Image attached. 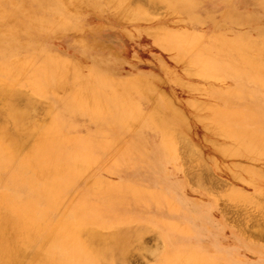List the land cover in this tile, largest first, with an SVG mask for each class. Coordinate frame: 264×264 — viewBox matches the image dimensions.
<instances>
[{
    "label": "rangeland",
    "instance_id": "obj_1",
    "mask_svg": "<svg viewBox=\"0 0 264 264\" xmlns=\"http://www.w3.org/2000/svg\"><path fill=\"white\" fill-rule=\"evenodd\" d=\"M62 1L47 17L62 16L66 25L33 28L28 33L23 30L21 51L14 57L27 61L28 66L13 80L7 71L0 72V82L27 94L35 102L33 110L38 105L31 116L41 128L58 118L67 121V131L77 137L89 134L104 141L109 134L120 139L111 147L105 144V152L95 143L101 146L94 150L102 159L101 166L90 169V177L80 176L65 198L55 205L42 202L37 207L34 202L29 216H15L37 223L34 212L49 217L46 233L28 246L23 264H35L49 247L53 232L67 221V214L93 183L92 176L112 185L142 186L157 202L128 207L126 215L137 220L118 221L111 212L126 208L108 200L109 217L118 224L100 233L108 235L131 225L138 231L129 240L123 258L106 264H162L168 253L171 258L192 259L188 264L194 262L193 257L196 264H264V85L253 84L256 77L264 79V70H255L245 62L249 56L264 65V0H128L127 12L107 0H71L66 9ZM8 8L6 1L0 2V12H8ZM170 35L183 36L184 46L181 39L179 42L182 51L174 44L169 48L163 44ZM236 40L248 48L243 56L234 45ZM8 53L0 55V63ZM53 60L71 66L72 72L79 71L80 80L70 77L64 88L50 80L35 93L30 87L32 72ZM92 70L114 86L105 88L108 94L129 81L141 83L138 97L132 93L127 103L137 120L125 132L98 131L104 126L86 102L72 111L66 108V94L79 92ZM239 91L246 103L238 100ZM0 102L1 108L4 103ZM222 109L235 113L237 131L249 133L245 138L233 137L231 128L224 131L226 126L216 116ZM156 120L182 137L174 161L167 159ZM123 152L125 161L113 170ZM12 167L9 164L1 171L0 191L6 188ZM93 202L97 208L102 200ZM198 207L205 216L193 222ZM95 214L101 219L105 212L100 209ZM163 226L172 229L169 236L163 237ZM2 238L0 229V241Z\"/></svg>",
    "mask_w": 264,
    "mask_h": 264
},
{
    "label": "bare ground",
    "instance_id": "obj_2",
    "mask_svg": "<svg viewBox=\"0 0 264 264\" xmlns=\"http://www.w3.org/2000/svg\"><path fill=\"white\" fill-rule=\"evenodd\" d=\"M4 1H6L9 8L8 12H0V55L4 56L9 51L10 53L0 63V72L7 71L8 76L13 80V78L22 76L24 74V66H28L27 61L18 60V58L14 57L15 54L19 53V50L21 51L19 45L20 33L23 30L27 32L33 28L48 27L53 29L64 26L67 22L64 21L62 16L54 19L47 17V12L51 9L55 10L59 0H0V2ZM46 1L50 2L47 3ZM127 1L107 0V3L116 9L127 12L130 9ZM33 3L39 5L40 8L33 7ZM62 3L63 8L66 9V7H70L71 0H64ZM135 15L137 13L133 14V16ZM129 17L132 18V12ZM182 37L181 35L167 36L163 39V44L168 48L174 44L178 51H182L183 49L179 43ZM181 41V46H184L183 41L185 40L181 39ZM236 41L234 45L243 52V56L247 53L248 48L245 47L243 42ZM245 59H248L245 61L248 66H255V70H264V65L257 58L251 60L247 56ZM70 68L71 66L60 64L57 61H50L47 66L42 65V67L37 69V72H32L30 87L35 93L39 92L44 89V83L46 84L50 80L56 82L55 85L60 88L67 87L70 84V77L73 81L80 80V72L77 70L72 72ZM96 73L94 70L91 71L86 85L80 88L79 92L70 90L66 94L68 103L66 108L72 111L81 102H86L90 106V110L92 109L94 116L104 126V128H98V131L105 134L109 130L113 132L115 129L118 130V133L119 131L125 132L137 120L135 119L136 113L134 110H129L127 103L129 104L132 99V93H135L138 97L141 83L129 81L126 82L128 84L123 83L118 88L115 87L112 90L113 92L108 94L104 91L105 88L110 86L109 88L111 89L114 86L109 85V81L98 77ZM203 73V75L209 74L207 72ZM254 83L264 85V79L256 77L253 81ZM91 86H95L94 89L88 90V87ZM237 98L242 103H246L247 99H245L244 93H240ZM0 101L4 103V106L1 105L3 108H0V123H2L0 125V173L7 169L9 164L13 165L12 170H10V178L7 180V186L0 191V229L3 236L0 241V264H23L22 257L28 246L46 233V220L49 217L48 214L40 215L33 211V221L38 218L39 223H37L24 222L15 216L22 218L29 216L31 209L35 208L32 206L34 202H37V207L42 202L55 205L58 201L65 198L80 176L87 174L90 177L91 172L89 170L101 166L102 159L98 158L94 150L100 149L102 146V152H105L107 150L104 148L105 144H109L111 147L120 138L115 139L116 136H110L109 134H106L104 141L95 140V137L89 134L85 137H77L67 131L68 126L65 125L67 121L63 120L61 122L58 118L45 126V128H41L34 122L32 118L34 116H31L35 109L38 108V105L33 110L35 102L29 100L27 94L13 90L9 84L1 82ZM69 111H67L68 114H70ZM234 114L233 111L230 112L225 109L219 112L216 111V116L226 126L225 132L231 128L230 134L233 137L245 138L249 133L245 129L237 131L238 121ZM1 117H4V119ZM255 120H252V122H255ZM4 121L9 126H6L7 124ZM156 121L163 136L161 145L165 154H167V159L168 161H174L177 157V143L182 137L179 134H174L171 128L160 126V120ZM239 122H243V120ZM29 144L31 146L28 150H25ZM67 145H71V147L67 148ZM124 155V152L119 154L113 165V170L120 169L122 162L125 161L123 159ZM92 177L94 178L93 183L85 195L74 205V208L70 210V213L67 214V221L58 227V230L54 231L55 233L53 232L49 247L42 252L35 264H106L118 261L125 255L129 240L135 237L133 235L138 230L131 225L125 227V230L117 229L118 231L115 230L111 234L102 235L100 233L101 229L114 227L115 224H118L117 220H137L126 215L127 209H130L128 207H132V209L139 208L142 203L151 205L152 202H156V199L152 198L150 194L147 196L142 186L112 185L98 176ZM92 177L91 180L93 179ZM172 193L177 195V191H172ZM94 200H102V203H97L98 207L94 208L92 205ZM108 200L119 202L117 205L126 208L122 210L124 213L122 211H119L120 213L111 212V214L116 216L115 219L117 220H113L112 216L109 217L111 215L109 212L110 208H106ZM158 203L162 204V202ZM100 209H103L105 215L103 218L98 219L95 213ZM201 209V207H198L195 210V215H193L191 221L196 222L199 219H204L205 215L203 214V209ZM68 217H71V219ZM92 225L98 227H89ZM171 230L165 227L164 232H162L163 237L164 235L169 236ZM174 241V238L170 239V246L174 245ZM197 249L199 250V247ZM170 250L172 251L171 248ZM168 254H165L160 263L188 264L189 261H192V259L184 256L171 258ZM193 261L190 264H196V257H193Z\"/></svg>",
    "mask_w": 264,
    "mask_h": 264
}]
</instances>
